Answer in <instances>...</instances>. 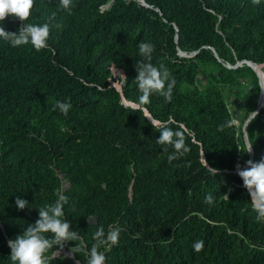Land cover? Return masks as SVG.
<instances>
[{"label": "trees", "instance_id": "obj_1", "mask_svg": "<svg viewBox=\"0 0 264 264\" xmlns=\"http://www.w3.org/2000/svg\"><path fill=\"white\" fill-rule=\"evenodd\" d=\"M53 12L47 49L0 39V264H12L8 240L57 191L68 197L64 219L89 248L98 223L122 228L105 264H264V222L235 173L250 155L225 99L246 84V120L256 110L262 87L247 63L264 68V0H73L70 11L34 0L25 23L43 24ZM23 23L2 22L9 32ZM140 41L154 45L151 63L165 65L176 84L170 102L153 94L134 111L126 105L140 95ZM111 64L127 77L119 89L108 82ZM56 101L72 105L67 116L53 110ZM257 113L247 125L254 162L264 158V103ZM169 117L185 126L188 148L171 162L173 149L156 142L150 122ZM72 247L62 251L74 262L54 246L49 264H86Z\"/></svg>", "mask_w": 264, "mask_h": 264}, {"label": "clouds", "instance_id": "obj_2", "mask_svg": "<svg viewBox=\"0 0 264 264\" xmlns=\"http://www.w3.org/2000/svg\"><path fill=\"white\" fill-rule=\"evenodd\" d=\"M252 2L259 4L260 0H252ZM33 7L34 0H0V39L8 42L12 47L31 44L36 51L47 49L49 47L50 25L55 21L56 13H51L47 22L43 24L25 23L30 17ZM72 7L73 0H59L60 9L70 11ZM10 16L24 22L16 32L6 31L2 24ZM54 26L61 27L59 23ZM137 48L142 59L136 61L134 66L136 76L133 81L140 95L138 102H132L126 106L134 111H139L144 105L150 103V97L153 94H158L170 102L176 84L174 76L165 65L155 66L151 63L154 52V45L151 42L140 41ZM117 75H119L120 81L127 83L125 75L119 73ZM71 107L70 103L56 101L53 110L58 109L64 116H67ZM257 115V112L250 113L244 129ZM150 122L159 132L156 142L164 146L165 152L168 151L169 147L173 149L172 153L168 155L169 162L188 151L183 124L174 121L171 117L165 122L159 120H151ZM173 123L177 125V130H173L169 126ZM245 146L246 152L251 153L253 143L247 138L245 139ZM208 169L212 175L219 174L218 169ZM235 170L250 197L251 208L256 213V220L264 222V158L259 162L247 160L243 168L237 164ZM223 195L225 199H228L227 194ZM56 196L57 199L54 202L38 208V219L34 224H29L15 239L8 240L7 245L10 248L9 257L12 264H49L51 257L46 256V253L55 246L59 249L55 255H59L70 241L74 242V247L70 249V252L73 255L83 252L87 256L86 264H105V250H109L119 243L122 228L118 224H109L106 230L104 225L98 223L93 233V243L89 248L81 236L71 229L70 223L64 219V207L68 204V197L61 191H57ZM213 202L214 196L207 194L205 203L211 205ZM15 205L18 210H23L28 206V201L17 196ZM47 233L51 234L50 238L45 235ZM77 241L79 243H75ZM192 247L195 252H200L204 248V241L196 240Z\"/></svg>", "mask_w": 264, "mask_h": 264}, {"label": "rangeland", "instance_id": "obj_3", "mask_svg": "<svg viewBox=\"0 0 264 264\" xmlns=\"http://www.w3.org/2000/svg\"><path fill=\"white\" fill-rule=\"evenodd\" d=\"M258 69L261 71V73H260L261 83H262L261 87H262V91L264 92V68L262 69V67H258ZM113 83L116 84L115 82H113ZM197 85L199 87L202 86V82H201L200 77L197 80ZM246 86L247 85L245 84L241 88H236L235 90L234 89L233 90L232 89L225 90L226 104H227L228 109L232 115L234 124L237 128H240V130L244 134L245 139L247 138V133H246L247 127L244 129V125H245V122L247 120H246L245 115H244V107H245V101L246 100L243 98V96L245 95V87ZM117 88L119 89V86H117ZM146 117L150 120V118L147 114H146ZM247 140H248V138H247ZM65 186L66 185H64V187ZM57 256L64 259V260L74 262L71 254L66 252V251H61L60 254Z\"/></svg>", "mask_w": 264, "mask_h": 264}, {"label": "built area", "instance_id": "obj_4", "mask_svg": "<svg viewBox=\"0 0 264 264\" xmlns=\"http://www.w3.org/2000/svg\"><path fill=\"white\" fill-rule=\"evenodd\" d=\"M109 72H110V77H109V80H108L109 84L111 86L115 87L116 89H118L117 86L120 87V83L122 81L119 80V75H117V73L125 75L124 71L121 70V69H118L113 64H111L110 67H109ZM113 82H115L116 84H114Z\"/></svg>", "mask_w": 264, "mask_h": 264}, {"label": "water", "instance_id": "obj_5", "mask_svg": "<svg viewBox=\"0 0 264 264\" xmlns=\"http://www.w3.org/2000/svg\"><path fill=\"white\" fill-rule=\"evenodd\" d=\"M247 65L256 73V75L260 79V84H262L261 83V76H260V73L258 71V67L256 65L252 64V63H247ZM263 103H264V92L262 91L261 95H260V98H259V101H258V104H257V107H256V110L254 112H258ZM244 141H245V138H244ZM249 155H250V160H251L252 159V152L249 153ZM235 173H236V171H235ZM89 222L91 223L92 220H90Z\"/></svg>", "mask_w": 264, "mask_h": 264}, {"label": "bare ground", "instance_id": "obj_6", "mask_svg": "<svg viewBox=\"0 0 264 264\" xmlns=\"http://www.w3.org/2000/svg\"><path fill=\"white\" fill-rule=\"evenodd\" d=\"M259 70V69H258ZM259 73H261V71L259 70Z\"/></svg>", "mask_w": 264, "mask_h": 264}]
</instances>
